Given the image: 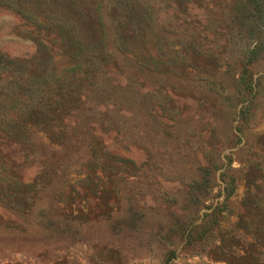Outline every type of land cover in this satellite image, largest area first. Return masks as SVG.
I'll use <instances>...</instances> for the list:
<instances>
[{"label":"rangeland","instance_id":"rangeland-1","mask_svg":"<svg viewBox=\"0 0 264 264\" xmlns=\"http://www.w3.org/2000/svg\"><path fill=\"white\" fill-rule=\"evenodd\" d=\"M0 264H264V0H0Z\"/></svg>","mask_w":264,"mask_h":264},{"label":"trees","instance_id":"trees-1","mask_svg":"<svg viewBox=\"0 0 264 264\" xmlns=\"http://www.w3.org/2000/svg\"><path fill=\"white\" fill-rule=\"evenodd\" d=\"M3 64H6L7 66L13 65V66L17 67L19 70L21 69V66L20 65L15 64L14 61H11V60H5L3 62ZM11 131H14L15 133H18V131L17 130L15 131L14 128H11Z\"/></svg>","mask_w":264,"mask_h":264}]
</instances>
